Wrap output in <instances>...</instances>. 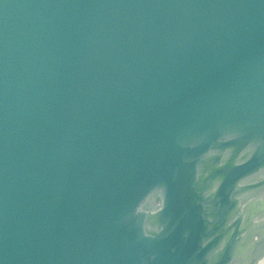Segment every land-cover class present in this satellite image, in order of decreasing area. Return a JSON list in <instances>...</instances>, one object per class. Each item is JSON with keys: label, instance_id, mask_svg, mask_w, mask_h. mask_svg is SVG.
<instances>
[{"label": "water", "instance_id": "1", "mask_svg": "<svg viewBox=\"0 0 264 264\" xmlns=\"http://www.w3.org/2000/svg\"><path fill=\"white\" fill-rule=\"evenodd\" d=\"M264 0H0V264H260Z\"/></svg>", "mask_w": 264, "mask_h": 264}, {"label": "bare ground", "instance_id": "2", "mask_svg": "<svg viewBox=\"0 0 264 264\" xmlns=\"http://www.w3.org/2000/svg\"><path fill=\"white\" fill-rule=\"evenodd\" d=\"M260 264H264V259L262 260V262Z\"/></svg>", "mask_w": 264, "mask_h": 264}]
</instances>
